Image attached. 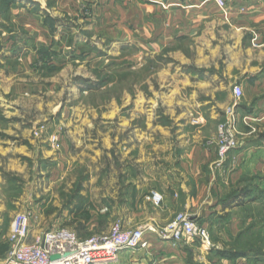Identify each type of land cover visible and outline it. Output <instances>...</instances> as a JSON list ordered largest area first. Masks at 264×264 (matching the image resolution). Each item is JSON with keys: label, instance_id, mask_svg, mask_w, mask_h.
Instances as JSON below:
<instances>
[{"label": "rangeland", "instance_id": "obj_1", "mask_svg": "<svg viewBox=\"0 0 264 264\" xmlns=\"http://www.w3.org/2000/svg\"><path fill=\"white\" fill-rule=\"evenodd\" d=\"M39 1L0 0L2 242L18 215L28 216L36 237L64 228L87 239L122 226L134 208L131 199L159 194L162 183L132 178L145 171L146 157L161 153L159 139L137 134L136 127L172 124L162 102L150 99L159 92L153 74L161 60L143 57L137 68V54L113 42V30L106 29L111 22L89 29L88 4L61 3L53 17L54 0ZM248 100L234 99L208 139L216 150L209 167L215 176L200 184L209 185L205 192L218 207L204 216L208 244L189 241L231 264H264V115L256 109L264 102ZM229 121L236 147L220 160L218 127ZM147 136L153 146L143 142ZM140 183L150 190L137 189ZM185 213L199 224L183 210L166 224ZM200 257L195 250L189 264ZM3 259L2 264H14Z\"/></svg>", "mask_w": 264, "mask_h": 264}, {"label": "crops", "instance_id": "obj_2", "mask_svg": "<svg viewBox=\"0 0 264 264\" xmlns=\"http://www.w3.org/2000/svg\"><path fill=\"white\" fill-rule=\"evenodd\" d=\"M217 1L54 0L53 17L59 14L61 3L88 4L92 18L82 19L90 22V30L98 26L97 22H111L113 29H106L113 30V42L118 47L127 45L137 54V68L142 66L139 61L143 57L162 62L153 74L159 92H152L150 99L162 102L172 124L144 130L136 127L137 134L153 133L159 139L161 153L156 159L146 157L142 162L145 171L132 178L137 182H162L157 191L163 201L156 208L147 195L145 198L140 193L131 199L134 208L122 219V227L143 228L147 246L122 252L118 262L189 264L188 255L197 250L201 253L198 264H231L207 252L200 242V248L196 247L198 241L174 243L147 230H159L177 210L193 214L207 228L205 214L218 207L205 192L209 185L200 184L211 182L215 176L209 167L216 150L208 147V139L226 117L225 110L235 99V86L248 101L258 98V102H264V0H223V8ZM25 7L28 9V4ZM263 106L256 108L260 117L264 115ZM151 139L144 137L143 142L153 146ZM145 186L150 190L143 183L137 184V189ZM35 238L30 227L27 241ZM3 244L6 240L0 247ZM0 256L2 264L6 253Z\"/></svg>", "mask_w": 264, "mask_h": 264}, {"label": "built area", "instance_id": "obj_3", "mask_svg": "<svg viewBox=\"0 0 264 264\" xmlns=\"http://www.w3.org/2000/svg\"><path fill=\"white\" fill-rule=\"evenodd\" d=\"M217 4L225 7L223 0H218ZM233 95L235 100H240L242 91L239 86L233 88ZM230 121L218 127L217 154L220 160L236 147ZM162 201L163 198L159 194H151L150 202L154 206L158 207ZM147 230L157 233L163 240L174 243L193 240H199L202 244L209 242L206 228L197 224L186 213L178 214L159 230ZM29 234L28 216H16L6 237L7 260L14 264H114L119 261L122 252L147 246L143 228L124 229L120 224L113 225L106 234L93 235L87 239H80L75 233L64 228L51 229L32 242L27 241ZM52 255L59 258L51 261Z\"/></svg>", "mask_w": 264, "mask_h": 264}, {"label": "trees", "instance_id": "obj_4", "mask_svg": "<svg viewBox=\"0 0 264 264\" xmlns=\"http://www.w3.org/2000/svg\"><path fill=\"white\" fill-rule=\"evenodd\" d=\"M246 197V196H245ZM76 210H80V207H79V205H77V208H76ZM91 237V236H90ZM86 239V238H85ZM0 253H6L7 252V250H8V246H7V244L5 245V244H3L1 247H0ZM235 255H237V254H233L232 255V257H236ZM1 256H2V254H1ZM0 256V257H1Z\"/></svg>", "mask_w": 264, "mask_h": 264}, {"label": "water", "instance_id": "obj_5", "mask_svg": "<svg viewBox=\"0 0 264 264\" xmlns=\"http://www.w3.org/2000/svg\"><path fill=\"white\" fill-rule=\"evenodd\" d=\"M59 257L57 256V255H52L51 257H50V260L51 261H54V260H57Z\"/></svg>", "mask_w": 264, "mask_h": 264}]
</instances>
